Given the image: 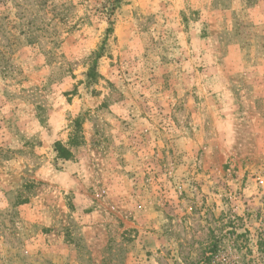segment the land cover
I'll return each mask as SVG.
<instances>
[{
	"label": "rangeland",
	"instance_id": "374dc122",
	"mask_svg": "<svg viewBox=\"0 0 264 264\" xmlns=\"http://www.w3.org/2000/svg\"><path fill=\"white\" fill-rule=\"evenodd\" d=\"M0 264H264V0H0Z\"/></svg>",
	"mask_w": 264,
	"mask_h": 264
},
{
	"label": "trees",
	"instance_id": "16d2710c",
	"mask_svg": "<svg viewBox=\"0 0 264 264\" xmlns=\"http://www.w3.org/2000/svg\"><path fill=\"white\" fill-rule=\"evenodd\" d=\"M94 68L92 67L91 70L89 71V75L93 74ZM79 123L78 121H75V128L71 133V136L68 140V147L65 148L59 143L55 144V151L57 153V157L63 160H69L70 158L73 157L72 154V148L77 146L80 143L81 136L79 135V130H78Z\"/></svg>",
	"mask_w": 264,
	"mask_h": 264
},
{
	"label": "built area",
	"instance_id": "2783aa9c",
	"mask_svg": "<svg viewBox=\"0 0 264 264\" xmlns=\"http://www.w3.org/2000/svg\"><path fill=\"white\" fill-rule=\"evenodd\" d=\"M259 184L262 185L263 184V180H259Z\"/></svg>",
	"mask_w": 264,
	"mask_h": 264
}]
</instances>
